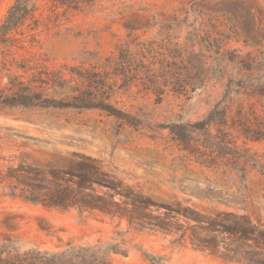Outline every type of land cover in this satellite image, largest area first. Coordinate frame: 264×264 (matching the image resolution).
Here are the masks:
<instances>
[{
    "label": "rangeland",
    "instance_id": "rangeland-1",
    "mask_svg": "<svg viewBox=\"0 0 264 264\" xmlns=\"http://www.w3.org/2000/svg\"><path fill=\"white\" fill-rule=\"evenodd\" d=\"M15 1L0 0V26ZM32 2V17L10 33L8 47L0 44V88L12 77L36 76L46 96L64 101L74 83L53 88L52 74L70 80L77 72H98L106 85L100 93L110 95L118 112L0 108V241L11 237L22 250L54 253L118 245L111 264H151V257L159 264H239L194 250L174 235L128 232L125 221L10 197L5 175L24 163L50 177V169H67L71 154L79 153L100 160L106 172L156 203L247 214L264 225V90L255 96L238 90L240 83H264V0ZM130 53L135 79L119 75L114 64L124 67ZM177 56L194 70L203 57L206 75L190 81L200 90L171 89L170 76L182 67ZM153 74L163 93L147 89ZM222 107L237 154L220 150L227 140L216 125L214 151L202 152L214 161L205 167L171 131ZM205 139L200 135L199 144Z\"/></svg>",
    "mask_w": 264,
    "mask_h": 264
},
{
    "label": "trees",
    "instance_id": "trees-1",
    "mask_svg": "<svg viewBox=\"0 0 264 264\" xmlns=\"http://www.w3.org/2000/svg\"><path fill=\"white\" fill-rule=\"evenodd\" d=\"M35 5L32 0H16L0 26V44L8 47L10 33L32 17ZM130 58L124 67L117 61L119 75L137 78V70L132 69L135 56ZM203 58V57H202ZM197 60V70L188 67L182 57L177 56L182 67L171 74V89L178 94L196 92L201 87L192 84L194 78L205 76V60ZM117 63V64H116ZM140 66L143 62L139 61ZM148 68V67H147ZM147 68L146 71L149 72ZM152 72V71H150ZM70 80L60 73L52 74L51 86L63 88V84L73 82V94L68 100L60 101L44 94L37 84L40 77L24 81L20 77L10 78L4 88H0V108H21L31 110H91L99 109L111 114L116 111L109 104L110 95L100 93L106 87L98 72L75 73ZM129 77V78H130ZM158 76L152 75L148 80V90L158 92ZM101 78V79H100ZM101 80V81H100ZM167 86V85H166ZM238 90L250 96L261 94L264 83H240ZM160 92V91H159ZM161 91L160 93H163ZM229 93V92H228ZM226 107L212 109L202 120L193 124L177 125L172 130L174 139L188 153L197 156L198 163L210 167L214 158L205 156L204 150L214 151V126L221 130L227 144L221 148L224 154L236 155V146L224 128L228 123ZM223 132V133H222ZM204 136L205 146L199 144V136ZM203 150L201 151V148ZM210 160V161H207ZM50 177L37 167L19 164L9 167L5 175L8 180V194L29 204L45 209L68 210L78 209L81 213L100 214L111 221L127 223L128 232L154 231L177 236L178 242L187 241L197 251L219 257L225 261L239 264H264V225L253 220L247 214L214 212L207 214L175 201L171 204L156 203L149 197L136 192L125 185L115 175L106 172L102 162L96 158L72 153L70 166L67 169H50ZM100 188L101 191H98ZM151 207L155 208L152 210ZM110 253L120 254L118 245L70 247L62 252L40 251L38 249L22 250L17 241L7 237L0 241V264H111ZM151 264H159L154 257Z\"/></svg>",
    "mask_w": 264,
    "mask_h": 264
}]
</instances>
